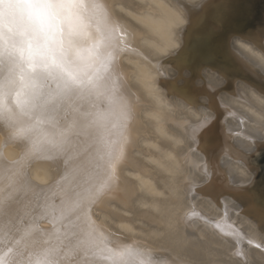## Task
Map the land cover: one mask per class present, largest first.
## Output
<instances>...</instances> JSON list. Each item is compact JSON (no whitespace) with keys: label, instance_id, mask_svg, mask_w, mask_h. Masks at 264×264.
Instances as JSON below:
<instances>
[{"label":"bare ground","instance_id":"obj_1","mask_svg":"<svg viewBox=\"0 0 264 264\" xmlns=\"http://www.w3.org/2000/svg\"><path fill=\"white\" fill-rule=\"evenodd\" d=\"M212 1L93 0L111 27L88 75L34 72L26 102L0 58V264H264V211L236 189L256 171L238 152L264 145V31L227 40L240 75L189 86ZM213 90L237 153L203 144Z\"/></svg>","mask_w":264,"mask_h":264},{"label":"clouds","instance_id":"obj_2","mask_svg":"<svg viewBox=\"0 0 264 264\" xmlns=\"http://www.w3.org/2000/svg\"><path fill=\"white\" fill-rule=\"evenodd\" d=\"M93 0H0V58L19 69L21 100L34 72L78 82L92 67L101 26L111 27Z\"/></svg>","mask_w":264,"mask_h":264},{"label":"rangeland","instance_id":"obj_3","mask_svg":"<svg viewBox=\"0 0 264 264\" xmlns=\"http://www.w3.org/2000/svg\"><path fill=\"white\" fill-rule=\"evenodd\" d=\"M264 31V0H213L208 6V13L199 27L193 31L186 51L187 64L192 74L187 78L188 85L192 86V77H201V68L205 65H215L230 69L229 75H240L235 72L229 55H227L226 42L232 35L254 36L256 32ZM232 69V70H231ZM222 86V90H230L232 84L230 76ZM217 90L209 91L210 103L215 110V117L207 122L203 128V144L207 148L223 146L227 150L237 153L226 139L221 117L223 111L217 101ZM224 115V114H223ZM210 130V131H209ZM256 171L250 175L245 185L237 187V191L249 196L253 206L264 211V145L261 144L252 152H238ZM216 180L222 181V174L218 169ZM150 194V193H148Z\"/></svg>","mask_w":264,"mask_h":264},{"label":"snow or ice","instance_id":"obj_4","mask_svg":"<svg viewBox=\"0 0 264 264\" xmlns=\"http://www.w3.org/2000/svg\"><path fill=\"white\" fill-rule=\"evenodd\" d=\"M121 155H122V148L115 155L110 154L109 161H108V167H109V170H110V177H109L110 179L114 178L115 165L119 161ZM106 186H107L106 184L101 186V188L98 189L97 193H95V194H99V192L102 191L103 188L106 187Z\"/></svg>","mask_w":264,"mask_h":264}]
</instances>
